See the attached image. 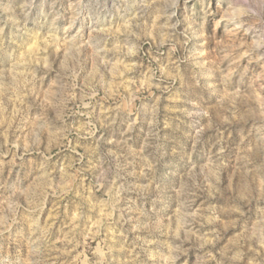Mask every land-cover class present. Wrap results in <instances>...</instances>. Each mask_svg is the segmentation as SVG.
<instances>
[{"label":"rangeland","instance_id":"1","mask_svg":"<svg viewBox=\"0 0 264 264\" xmlns=\"http://www.w3.org/2000/svg\"><path fill=\"white\" fill-rule=\"evenodd\" d=\"M0 264H264V0H0Z\"/></svg>","mask_w":264,"mask_h":264}]
</instances>
